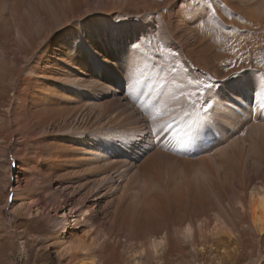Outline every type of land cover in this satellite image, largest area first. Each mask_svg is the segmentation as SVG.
Masks as SVG:
<instances>
[{
	"label": "rangeland",
	"instance_id": "rangeland-1",
	"mask_svg": "<svg viewBox=\"0 0 264 264\" xmlns=\"http://www.w3.org/2000/svg\"><path fill=\"white\" fill-rule=\"evenodd\" d=\"M219 2L238 18L217 13L201 26L178 20L168 33L180 59L227 85L211 132L193 136L191 103L169 99L179 89L170 86L161 98L154 82L132 93L119 63L127 37L143 23L158 15L170 25L173 16L162 10L176 0H0V264H76L86 256L93 264H129L150 236L164 233L159 261L148 248L139 264H264V234L258 237L236 206L264 183V0ZM160 55L175 63L169 51ZM157 100L154 127L164 131L144 141L149 117L140 113ZM227 132L229 145L221 140ZM77 152L92 166L84 183L71 158ZM17 194L38 215L27 206L14 212ZM140 194L158 202L149 215ZM58 200L69 207L55 211ZM71 207L74 215L87 210L89 234L102 237L84 256L65 260L54 217H70ZM215 214L235 237L233 262H217L210 239L198 237L199 221ZM183 223L192 228L185 252L174 233Z\"/></svg>",
	"mask_w": 264,
	"mask_h": 264
},
{
	"label": "snow or ice",
	"instance_id": "snow-or-ice-1",
	"mask_svg": "<svg viewBox=\"0 0 264 264\" xmlns=\"http://www.w3.org/2000/svg\"><path fill=\"white\" fill-rule=\"evenodd\" d=\"M162 11L166 15L173 16L170 25L156 15L147 23L142 24L141 31L127 37L120 53L121 69L127 76L132 93L137 92L141 84L145 88H153L154 82L155 86L161 89L159 94L161 98L168 92L170 86L179 89L180 94L172 93L169 99L179 100L181 97H186L191 103V110L197 118L190 126V135H199L201 130L205 134L210 133L212 125L221 115L220 109L224 106L222 101L226 98L221 94V89L227 85L218 86V82L214 81L212 76L195 69L188 60L180 59L179 51L173 50L169 43L168 33L175 27L178 20L188 26H201V21L215 18L217 13H227L229 18L238 17L230 13L219 0H176L173 8ZM177 13L179 15H176ZM144 19L148 20L147 17ZM164 51L170 52L175 63L161 62L160 54ZM255 76L256 73H253V77ZM255 86L256 81L254 80L253 88ZM145 94L148 93L141 91V95ZM197 97H202V99H196ZM157 105H160V100H157L148 112L140 113V115L149 117L144 121L148 132V135L143 138L144 141L155 140L164 131L163 128L154 127V122L161 112V107ZM168 127L170 128L171 125ZM153 132L155 136L152 135Z\"/></svg>",
	"mask_w": 264,
	"mask_h": 264
},
{
	"label": "bare ground",
	"instance_id": "bare-ground-1",
	"mask_svg": "<svg viewBox=\"0 0 264 264\" xmlns=\"http://www.w3.org/2000/svg\"><path fill=\"white\" fill-rule=\"evenodd\" d=\"M42 93L44 94V92H42ZM41 117H42V115H41ZM224 135H223L224 137H222L221 140L223 141V143L225 145H229L230 140H231V136H229L228 132ZM65 142L71 143L72 140L66 139ZM78 150H80V149H78ZM108 150L109 149H107V151ZM81 154L82 153L77 152L75 157H71L73 159V161L75 160V162H76V163H73L75 165L74 169H76V175H80L78 177V180H77L78 183H84V180H83L84 175L83 174L90 172L91 167H92L91 163L88 160L87 161L89 163H87V162L84 163L85 160H81V159H83V157H80ZM94 155L96 158H104L106 155V151L101 152V153L96 152V154L94 153ZM112 155H116V154L112 153ZM80 172H81V174H80ZM74 174H75V172H74ZM17 189H18V186H17ZM162 192H164V191H162ZM147 194H149V193L147 192ZM131 195L133 196V192ZM140 195H138L139 206L141 205V207H143L145 209V211H144L145 215H149V212L152 211L153 209H155L158 202L156 203L155 197L153 195L152 196L149 195L148 197H144V196L142 197V195L141 196ZM140 197H142V198H140ZM137 198H136V202H137ZM14 202H15L14 212L17 209L24 208L26 206H27L26 208L28 209L27 211L29 213H31L32 216L38 215V213L40 211L38 208L37 209H31L30 204H27L26 197L22 196L21 194H17L15 200H13V203ZM133 203H135V201ZM67 204L68 203L65 201L60 202L58 200L55 202L56 206L54 209L56 211L58 208H63V207H67V206L69 207V205H67ZM236 206H237L239 212L241 213V215H244V218L248 219V223L250 224L252 231L258 237L262 236L264 234V183H260V185H255V186L248 188L246 191V195H245V202L242 203L240 200H236ZM73 207L68 209L69 214H67V215H70V217H68V216H66V217H64V216L54 217V222L59 223L60 227L63 228L62 231L60 230V232L57 233V238H58V236L62 237V242H60V244L59 243L58 244L62 247V248L60 247L61 248L60 254L62 255V258L65 260L66 259L68 260L69 258L71 259L72 257L76 258V254H82L83 255L84 253L89 252L90 247L91 246L96 247L99 244L101 237H102V236L98 237V232L95 234H89L90 229L93 227V224L90 222L89 218L87 220V218L85 217V213L87 212V210L85 211L82 207H80L78 210V214L74 215L76 212H74ZM131 212H132V216L135 217L136 212L134 211V213H133V210ZM81 225H83L84 227L87 228L86 231H78L79 234H77V232L74 233V230L77 231V229H79ZM70 229L73 230L72 231L73 233L70 232L68 234L67 232ZM174 233H175V236L177 237V240H178L176 242V244L178 245L177 249L181 248L183 250L184 249L187 250L188 247L192 246V244H191L192 228L188 223H185V224L183 223L182 225L180 224L178 226V228H176ZM197 234H198V237L210 239L211 242L210 241L209 242L211 243V252L213 253V256L215 257L217 262H222V261L233 262L234 259H236L237 253H238L237 252L238 247H237L236 241L233 239L235 237H233V238L229 237V236H231L230 229H229V227L226 226V224L224 223V220H222L220 218V215L215 214L213 216V219H211L210 223H205L204 220L199 221V223L197 224ZM86 235H87V238H85ZM166 238H167L166 233H164L159 238H157L155 236H150L148 239V244H147L148 248H149L148 251H150L153 258H155L157 261H159L160 251H161L162 247H164L163 244L165 241H167ZM21 243H20V250H21V252H23V247H22ZM145 246L143 244L140 246V250H139L137 256H132L128 260L129 264H139L140 258L142 257L143 253L145 252L146 249H148V248L145 249ZM174 246H175V244H174ZM184 252H185V250H184ZM188 254H191V253H188ZM82 255H80V256L83 257L84 255L83 256ZM73 260H71V261H73ZM93 263H95V259L92 257H88V256H86L85 258L80 259L76 262V264H93Z\"/></svg>",
	"mask_w": 264,
	"mask_h": 264
}]
</instances>
